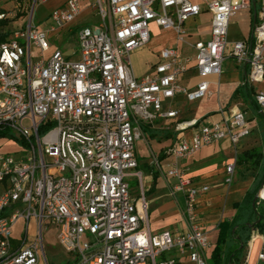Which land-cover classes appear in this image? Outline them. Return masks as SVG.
<instances>
[{"label": "built area", "instance_id": "2783aa9c", "mask_svg": "<svg viewBox=\"0 0 264 264\" xmlns=\"http://www.w3.org/2000/svg\"><path fill=\"white\" fill-rule=\"evenodd\" d=\"M92 4L98 22L77 31V59L60 48L48 57L44 52L51 49L49 33L82 12L81 0L54 9L46 30L30 19L0 43V131L9 133L2 138L21 144L14 153L0 147V264H40L41 252L46 255L44 231L51 226L70 254L69 264H209L212 242L197 209L199 191L209 186L198 188L176 165L169 166L167 172L179 178L177 190L186 196L189 229L151 231L143 173L136 170V141L142 136L140 124L180 116L179 109L165 106L167 101L219 95L228 59L249 66L250 83L264 81V0L251 37L234 41L229 40L231 18L250 8L251 0ZM205 12L211 14L210 37L193 40L187 22ZM152 22L172 29L176 43L161 48L158 60L139 77L131 56L151 41ZM32 46L41 51L39 60H33ZM189 74L198 81L184 83ZM255 100L264 113V89L255 92ZM190 128L191 135H182L164 155L185 158L224 139L237 145L251 132L241 109L222 120L177 121L174 127L179 132ZM236 161L226 167V183L234 181ZM129 177L140 181L137 194ZM258 200L264 203V182ZM20 220L25 225L14 242ZM31 221L35 229L29 239ZM259 259L264 260V247Z\"/></svg>", "mask_w": 264, "mask_h": 264}, {"label": "crops", "instance_id": "0c3cea01", "mask_svg": "<svg viewBox=\"0 0 264 264\" xmlns=\"http://www.w3.org/2000/svg\"><path fill=\"white\" fill-rule=\"evenodd\" d=\"M1 1L3 0H0V4ZM66 1L40 0L38 3L40 17L42 19L47 18L50 21V11L63 7ZM81 2L83 5L82 12L73 22L57 33H61L64 36H67L70 32L77 34V31L82 26L95 20L96 12L92 0H81ZM4 8L3 4H1L2 11L5 10ZM9 24L0 31L10 30ZM187 27L193 40L208 39L210 37L209 34L207 38H202L199 32L191 28L192 26L187 25ZM52 33L55 32L49 34ZM251 35L252 31L246 37L229 38V40L247 39ZM175 40L174 38L167 46L174 45L176 43ZM153 63L148 64L142 75L150 69ZM247 68L249 70V66L245 63H235L232 66L230 63L224 64V72L220 77L219 95L215 94L212 97L194 102H189L183 97H179L174 102H184L187 105L186 107L177 108L171 103L165 105L166 107H174L180 110L181 113L177 119L142 123L141 137L147 143L151 157H141L138 154L137 146H135V154L138 160L136 170L143 173L151 231L160 232L164 229H171L182 232L189 229V224L185 218L186 196L183 191L177 190L179 178L167 172L169 166L176 165L182 172L183 177L191 179L198 188L203 185L209 186L206 191L200 190L197 198L199 221L202 227L209 232L212 242L208 252L209 260L212 259L213 251L219 244L221 230L237 219V204L244 200L246 194L255 186L258 179L260 168L258 166L248 168L249 164L243 161L239 162L238 156L242 152L251 149H257L264 153V113L257 106L256 100H254L255 92L259 89H254L252 83L248 81V87L243 86L241 93L236 98H233L235 90L243 85L244 77L248 76ZM142 75L137 76L140 77ZM198 79L197 75L189 74L183 78V82L194 84ZM222 82L232 83L225 103L220 99ZM214 89L216 90L217 88L214 86ZM188 107L190 108L189 110H187ZM232 109H241L246 113L247 125L251 131L237 145H233L229 139H224L204 146L198 152L185 158L164 155L163 151L166 147L175 144L182 135L190 136L192 133V128L182 132L176 131L174 127L177 121L195 119L200 123L218 121L222 120L224 115H229ZM151 140L157 141L159 145L157 151L153 149ZM236 157L234 181L229 184L225 182L226 167ZM259 203L261 204L260 201ZM233 231L236 235L227 238L225 245H223L222 264H264V260L259 259V253L264 247V233H260L256 227L243 229L238 225L234 227ZM249 235L251 237L248 239ZM243 246L242 252L236 250V247L241 248ZM231 252L233 253L231 254ZM181 264L189 263L187 260H183Z\"/></svg>", "mask_w": 264, "mask_h": 264}, {"label": "rangeland", "instance_id": "374dc122", "mask_svg": "<svg viewBox=\"0 0 264 264\" xmlns=\"http://www.w3.org/2000/svg\"><path fill=\"white\" fill-rule=\"evenodd\" d=\"M39 1L40 0H23L21 2L17 0H3L1 4L5 7L4 11L7 14V17L10 21L9 29L12 32L9 36L12 37L14 32L18 30L21 26L25 28L30 23V19L32 25L37 26L40 30H46L49 27L50 21L47 18L42 19L40 17L39 11ZM0 4V5H1ZM260 0H257L256 8L258 11L260 10ZM52 12V10L50 11ZM98 22V18L96 17L94 21L90 24H94ZM26 24V25H25ZM188 26H192L191 28L194 31L200 33L202 38H207L211 32V14L203 13L187 22ZM150 29L152 31L151 41L146 45V47L135 51L132 53L131 60L133 64V70L136 75H142L149 63H153L157 59V53L161 48L167 46L172 42L175 38V33L172 29H165L163 27L157 26L154 22L150 24ZM253 29V10L250 8H244L237 12L231 18L230 26H229V38L235 39L240 37H246L250 35ZM49 43L51 44V49L49 51L44 52V57H48L50 53L55 48L62 49L65 54L72 59H77L80 55V45L78 43L77 35L74 32H70L67 36H64L61 33H52L48 36ZM23 42V40H21ZM32 57L33 60H39L43 57L41 51L32 46ZM226 63H230L231 66L237 63L234 59H228ZM234 67V66H233ZM254 89H263L264 81L261 83L252 84ZM232 83L222 82L220 88V99L222 102L228 98L229 91L231 90ZM171 101H167L166 103H170ZM174 107L181 108L186 107V103L184 102H172ZM190 108L188 107L187 110ZM141 129H143V125L140 124ZM152 147L155 151L159 149V145L157 141H152ZM137 151L141 157H151L149 152V148L143 137L139 138L136 141ZM0 147L5 152H17L21 148V144L15 139H5L0 138ZM142 160V159H141ZM128 182L130 183L132 190L135 194H137L140 190V181L136 177H129ZM146 184V183H145ZM258 210L264 213V203L258 204ZM24 223L22 220L18 221L14 228V242H18V239L22 236V230L24 228ZM35 229V222L31 221L29 226L30 237L32 239V233ZM56 229L54 227H49L46 231H44V242H45V252L46 255L41 252V262L40 264H69L68 260L70 258V254L67 253L58 242V238L56 235ZM209 264H214L213 260H209Z\"/></svg>", "mask_w": 264, "mask_h": 264}, {"label": "trees", "instance_id": "16d2710c", "mask_svg": "<svg viewBox=\"0 0 264 264\" xmlns=\"http://www.w3.org/2000/svg\"><path fill=\"white\" fill-rule=\"evenodd\" d=\"M17 1L21 2L23 0H17ZM256 4H257V0H251V9L253 10V26L255 24L257 15L259 13L258 9L256 8ZM9 22L10 21L8 18L0 19V30L4 29L5 26L9 24ZM11 33L12 32L8 29L5 31L4 30L0 31V43L7 41ZM246 71L247 73L249 72L248 68ZM248 85H249L248 76L246 75L244 77L243 85L235 90L233 94V98H236L237 95L241 93L243 86L248 87ZM41 131H43V128H41L40 132ZM8 134L9 133L7 132L0 131V138L7 137ZM238 160L239 162L243 161L245 163H248L249 164L248 168L258 166L260 168L258 173V179L255 186L248 191L244 200L241 203L237 204V208H238L237 219L234 222L227 224L225 226V229L221 230L219 244L214 249L211 259L213 260L214 264H222L223 261L221 259V256L224 251L223 245H225L227 238L236 235L235 232L233 231L235 226L238 225L243 229H248V228L250 229L252 227H256L260 233H264V213L258 210V204H260L259 201L256 202L255 207L253 206L254 198L258 194L264 182V153L257 149L246 150L242 152L241 155L238 156ZM250 237L251 236L249 235L248 239ZM243 248L244 246L241 248L236 247V250L238 252H242ZM232 253L233 252H231V254Z\"/></svg>", "mask_w": 264, "mask_h": 264}, {"label": "water", "instance_id": "95a60500", "mask_svg": "<svg viewBox=\"0 0 264 264\" xmlns=\"http://www.w3.org/2000/svg\"><path fill=\"white\" fill-rule=\"evenodd\" d=\"M255 6V3H254ZM258 201V194L255 196L254 201H253V206H256V202Z\"/></svg>", "mask_w": 264, "mask_h": 264}]
</instances>
